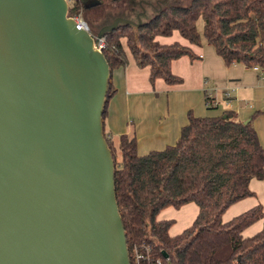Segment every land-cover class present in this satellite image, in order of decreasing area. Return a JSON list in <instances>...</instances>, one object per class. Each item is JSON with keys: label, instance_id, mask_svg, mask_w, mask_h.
Here are the masks:
<instances>
[{"label": "water", "instance_id": "water-1", "mask_svg": "<svg viewBox=\"0 0 264 264\" xmlns=\"http://www.w3.org/2000/svg\"><path fill=\"white\" fill-rule=\"evenodd\" d=\"M137 4L93 36L67 0H0V264H129L97 41L139 27L153 3Z\"/></svg>", "mask_w": 264, "mask_h": 264}, {"label": "trees", "instance_id": "trees-1", "mask_svg": "<svg viewBox=\"0 0 264 264\" xmlns=\"http://www.w3.org/2000/svg\"><path fill=\"white\" fill-rule=\"evenodd\" d=\"M67 1L68 16L75 18L119 3L127 6L130 15L133 2L140 0ZM93 1L98 4L90 6ZM156 10L139 27L118 25L105 33L101 52L110 71L127 65L124 40L137 66L148 68L151 84L158 79L167 85L181 84L182 79L171 72L172 61L197 56L188 46L156 40L173 32L194 46L204 39L226 65L264 70V0H190L185 6L164 1ZM111 94L109 83L103 126ZM187 119L174 145L144 156L137 154L134 136L121 135L117 160L115 144L104 133L115 167V197L128 249L148 242L159 257L167 254L165 264H264V209L257 205L228 222L222 220L230 206L254 196L250 181L264 176V149L251 121H240L232 111L215 117L189 112ZM189 203L198 208L192 224L169 235L173 221H159L158 214ZM259 220L262 228L243 237L242 232Z\"/></svg>", "mask_w": 264, "mask_h": 264}, {"label": "crops", "instance_id": "crops-1", "mask_svg": "<svg viewBox=\"0 0 264 264\" xmlns=\"http://www.w3.org/2000/svg\"><path fill=\"white\" fill-rule=\"evenodd\" d=\"M158 38L169 37H156L157 41ZM188 47L197 56L195 60L181 57L171 63V72L182 79L178 85H167L160 79L151 84L148 68L138 67L126 52L127 65L111 71L112 94L107 106L105 135L114 144L121 135L134 136L137 154L144 156L174 145L189 112L195 117H215L232 111L240 121H251L264 149V73L241 64L226 65L204 39L199 46ZM207 99L212 105H206ZM249 188L254 196L233 204L226 212L234 208L243 213L257 205L264 209V176L261 180L252 179ZM187 206L174 213L166 208L157 220H172L174 225L184 219ZM194 210L196 217L198 208ZM250 228H253L250 235L256 234L262 228V220L242 233Z\"/></svg>", "mask_w": 264, "mask_h": 264}, {"label": "rangeland", "instance_id": "rangeland-1", "mask_svg": "<svg viewBox=\"0 0 264 264\" xmlns=\"http://www.w3.org/2000/svg\"><path fill=\"white\" fill-rule=\"evenodd\" d=\"M190 2V0H165V3L169 4V5H180V6H185L188 5ZM139 8V7H138ZM136 8L135 12H139L140 10ZM126 13L128 14V10H127V6H125L124 3H119L117 4L115 7H103V8H96V9H91L86 13H81L78 17L87 25L88 29L90 30V32L92 34H95V32H97L103 25L108 24L112 21V19L116 18V17H120L123 14L122 13ZM152 10L150 8L147 7V16L152 14ZM131 19L135 20V17H130ZM142 18V22L146 19ZM202 26H203V22L201 19L198 20L197 22V29L198 32L200 33V35H202ZM158 41L161 44H172L174 42L180 43L183 46H190V44L183 39L177 32H174L172 34L171 37L164 39V38H158ZM123 42V46L126 52H128L125 44H124V40H122ZM129 53V52H128ZM115 147H116V158L117 160L120 159V152L117 148V143H115ZM188 208H186V212H185V217L182 221H177L174 225H172V227L170 228V234L174 235V234H179V232L185 228V226H188L192 220L195 217V208H197V206L194 203H189ZM232 208V210H229L228 212H226V216H224L223 218V222H228L229 220H231L233 217L237 216L238 214H240L241 212H238L237 209ZM178 209H175L173 207H169L167 208L166 211H168L169 213H174V211H176ZM164 211V210H163ZM161 212L158 214V217L161 218L162 216ZM172 216V215H171ZM170 218H175V217H170ZM259 225V224H256ZM250 228L249 230H247L246 232L242 233L243 237H249L250 232H251Z\"/></svg>", "mask_w": 264, "mask_h": 264}, {"label": "built area", "instance_id": "built-area-1", "mask_svg": "<svg viewBox=\"0 0 264 264\" xmlns=\"http://www.w3.org/2000/svg\"><path fill=\"white\" fill-rule=\"evenodd\" d=\"M74 20L77 23V29H85L90 32L87 25L79 17H75ZM92 35L95 36L94 34ZM103 45L104 38H100L97 41V49L101 50ZM251 69L257 72L264 73V70L259 67H252ZM225 96H229V94L226 93ZM206 105L210 106L212 105V102L207 99ZM128 253L129 264H165L164 260L168 262V258H164L163 256L159 257L153 249V246L148 242H140L133 244L130 249H128Z\"/></svg>", "mask_w": 264, "mask_h": 264}, {"label": "flooded vegetation", "instance_id": "flooded-vegetation-1", "mask_svg": "<svg viewBox=\"0 0 264 264\" xmlns=\"http://www.w3.org/2000/svg\"><path fill=\"white\" fill-rule=\"evenodd\" d=\"M162 0H155V1H153V7H148V8H150L151 10H156V6H159V4H160V2H161ZM139 7V5L138 4H136V5H133L132 6V8H130L131 9V14L130 15H127L125 12L124 13H122L123 15V17H128V18H130V17H133V16H135V9L136 8H138ZM139 9V8H138ZM146 10H147V6H146Z\"/></svg>", "mask_w": 264, "mask_h": 264}]
</instances>
